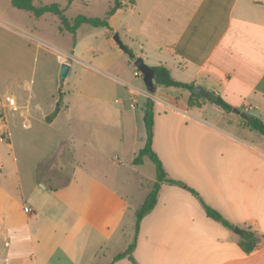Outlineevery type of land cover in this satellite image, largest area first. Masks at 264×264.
I'll return each instance as SVG.
<instances>
[{"label": "crops", "instance_id": "0c3cea01", "mask_svg": "<svg viewBox=\"0 0 264 264\" xmlns=\"http://www.w3.org/2000/svg\"><path fill=\"white\" fill-rule=\"evenodd\" d=\"M16 11L24 10L11 0L0 4L2 135L10 130L6 112L24 117L18 158L15 152L9 158L15 162L13 186L0 184L3 264H264V241L245 253L235 238L240 233L207 216L184 186L169 183L161 184L155 206L141 219L132 259L113 261L132 242L135 220L132 236L130 227L140 207L130 202L128 174L136 173L138 184L146 177L139 168L143 160L133 159L146 141L143 107L149 92L136 78L141 75L128 49L151 67L165 66L174 80L230 101L228 88H242L235 117L217 105L220 116H211L208 99L189 106L188 90L187 96L153 97L152 148L168 177L193 188L240 232L250 227L264 236V137L241 116L264 121V71L257 76L261 50L264 55V0H135L108 19L126 52L107 29L102 49L82 48L87 38L58 47L40 36L42 15L25 11L37 19L29 25ZM48 48L56 74L61 64L69 65L67 77L48 82L40 73L28 81L31 52ZM205 71L222 85L205 78ZM7 97L14 98L15 110ZM0 158L1 173L10 160L1 153ZM42 166L57 168L55 176L40 177Z\"/></svg>", "mask_w": 264, "mask_h": 264}, {"label": "rangeland", "instance_id": "374dc122", "mask_svg": "<svg viewBox=\"0 0 264 264\" xmlns=\"http://www.w3.org/2000/svg\"><path fill=\"white\" fill-rule=\"evenodd\" d=\"M36 5L39 4H49L53 2H57L62 9H64V14L66 17L70 20H73L77 15H85L88 17H104L106 11L110 8L114 0H73L71 3H68L67 0H33ZM5 0H1L0 4L4 3ZM21 16V19L26 20V22L29 25H32L34 22H37L33 16L29 15V13L25 11H16ZM24 16V17H23ZM39 24H40V36L42 38H45L49 41H51L53 44H55L58 47L62 48H70L71 46H75L79 41L87 38L84 43H82L80 46L82 48L91 49V48H103L105 46L104 44V37H102V34H104L105 29H94L91 30L88 34H86V30L90 29L88 27L81 28L77 31L76 33V39L73 37L72 34L69 33H60L58 30L59 26V21L56 18V16L52 13H45L40 17L39 19ZM108 34L113 36L114 34H117L111 30L108 31ZM119 36V34H117ZM120 38V37H119ZM121 40V39H120ZM122 41V40H121ZM117 44V43H116ZM117 48L119 50H122L119 45L117 44ZM51 48H48L45 51H35L33 50L31 52V56L28 59V65H29V75L27 77L28 81L30 79H34V81L37 80L38 74L42 73L43 78L46 79L48 82H50L51 78L56 77V79L59 78L58 72L56 74V67L57 63L55 61V57L52 55L50 52ZM124 51V50H123ZM126 52V51H124ZM134 66V65H133ZM135 67V66H134ZM36 72V73H35ZM131 73L133 74V67H131ZM176 75V73H175ZM135 78V77H134ZM138 81L143 82L142 76L141 77H136ZM159 89L157 91L149 92L148 96L152 99L153 97H160L162 99H169L174 98L177 96L178 92H181L185 94V96L188 95V91L178 89L175 87H163V86H157ZM59 88L55 90V95L59 96ZM227 94H229L232 103H234V107L241 109L240 108V103L237 101L240 99L241 93L243 92L242 88L237 87L236 89L233 87L228 88ZM5 94L8 93H15L10 89H5L4 90ZM18 97V94H15ZM66 96H69L66 94ZM72 96V94L70 95ZM239 97V98H238ZM153 100V99H152ZM203 101V99H201ZM59 102V101H58ZM56 102V104L58 103ZM204 102V101H203ZM211 103V102H209ZM181 104V103H180ZM212 107H208L207 111L211 116H220L221 110L214 104L211 103ZM141 110L140 108H138ZM191 111H197L198 109L195 108H190ZM235 115L229 114L231 117H235L237 113L234 112ZM4 121H6L9 125L10 130L6 132L5 135H2V132H0V153L3 155V159L10 160V167L9 164L5 166L0 173V184L4 187L10 188V186H13L14 182V176H15V162L11 158L13 152L16 153V158H18L17 155V149H18V138L19 135H22L24 132V117L19 114V111L16 112H11L8 111L3 115ZM255 135L258 133H254ZM10 143L14 144V148L10 145ZM84 153L85 151L80 149L78 151V161H80V164H83V159H84ZM143 160V165L140 168L142 170L141 172L146 176L139 184L135 183L136 179V173L129 172V178L131 179L130 182V187L132 189V194L133 197L130 198V202L132 205H138L137 207L140 206L142 203L143 199H141V195H147V189H152L149 188L152 185L151 179L155 180V165L152 162L150 158L145 156L142 158ZM57 162V161H56ZM58 163V162H57ZM10 169V174H8V171ZM40 177L45 178V177H50V176H55L53 175L55 171L57 172V168L55 167H47V166H42L40 169ZM62 183L61 181L58 182H53L52 184L59 185ZM137 186V187H136ZM144 196V197H145ZM134 220L135 217H133V224L130 227V232L133 230V225H134ZM133 234V231L131 233V236ZM235 238L237 241H239V236L235 235ZM3 248V242L0 243V253L6 252L4 251ZM6 261L5 255L0 254V264H3Z\"/></svg>", "mask_w": 264, "mask_h": 264}, {"label": "trees", "instance_id": "16d2710c", "mask_svg": "<svg viewBox=\"0 0 264 264\" xmlns=\"http://www.w3.org/2000/svg\"><path fill=\"white\" fill-rule=\"evenodd\" d=\"M73 0H67L68 3H71ZM135 2V0H114L110 8L106 11L104 17H88L85 15H77L73 20H70L64 14V9L60 7L57 2L49 3V4H39L36 5L33 0H11V5L17 9L27 11L31 13L35 17H40L45 13L54 14L58 21L59 26L58 30L60 33H71L76 39V33L79 29L88 27L90 29H100L104 28L107 30H111L109 26L108 19L112 16L118 9L125 7L127 5H131ZM263 29V28H260ZM264 30V29H263ZM128 53L131 61H134L135 55L128 49ZM261 62L259 66V72L257 76L260 75L264 71V55H262V50L260 54ZM263 60V62H262ZM152 69L155 73V83L157 86L163 87H175L179 89L188 90L190 92V96L188 98V105L193 106L196 104L195 100L203 101L206 99L200 95H196L192 93V89L195 86L193 83H185L174 80L169 72V70L163 65L153 66ZM205 78L213 81L214 83H218L222 85V83L217 82V80L210 75V72H203ZM211 103L217 105L221 110L226 113H229L234 108V103L228 100L224 95L216 93L215 91H211V98L208 99ZM154 102L148 97L144 102L143 107V121L146 131V141L144 146L136 153L133 163L141 164L142 158L147 156L152 160L155 165V182L151 191L145 197L143 203L135 212V234L132 242L128 245L125 251L118 253L114 256L113 261L121 259L123 257L128 256L132 259L131 253L136 244V237L139 231V225L141 219L149 213L156 204L158 191L162 183L175 184L179 186H184L188 189L193 195H195L200 203L202 204L205 213L207 216L212 219L220 222L223 226L228 229L233 230L237 225L231 223L227 219H225L217 210L207 204L201 196L191 187L186 186L183 181L175 180L168 177L167 172L165 171L163 164L158 157L157 153L152 148V140H153V126H154V110H153ZM55 114H51L47 117V119H51ZM245 126L249 127L252 130L257 131L264 137V121L258 117L247 115L246 119L243 120ZM248 228H241V232L239 234L238 244L241 249L245 253H250L256 248H258L261 243L264 241V236L257 234Z\"/></svg>", "mask_w": 264, "mask_h": 264}, {"label": "water", "instance_id": "95a60500", "mask_svg": "<svg viewBox=\"0 0 264 264\" xmlns=\"http://www.w3.org/2000/svg\"><path fill=\"white\" fill-rule=\"evenodd\" d=\"M112 39L119 45V47L127 51V47L123 44V42L120 40L119 36L117 34H114L112 36ZM133 65L135 68H137L142 76L143 83L145 85V88L148 92H153L155 89V73L151 66H149L147 63L144 62V60L141 57H136L133 61ZM69 71V65L66 63L61 64L60 70H59V80L63 81L68 74ZM192 93L196 95H200L206 99L211 98V91L205 89L204 87L200 85H195L192 89ZM233 112H239L236 108L232 109ZM243 118H246L244 114H241ZM234 232L240 233V229L238 227L234 228Z\"/></svg>", "mask_w": 264, "mask_h": 264}, {"label": "built area", "instance_id": "2783aa9c", "mask_svg": "<svg viewBox=\"0 0 264 264\" xmlns=\"http://www.w3.org/2000/svg\"><path fill=\"white\" fill-rule=\"evenodd\" d=\"M135 74L136 75H141V73H140V71L138 70V71H136L135 72ZM6 101H7V103L12 107V109H16V106H15V100H14V98L13 97H7L6 98ZM1 167H2V162H1V158H0V170H1Z\"/></svg>", "mask_w": 264, "mask_h": 264}]
</instances>
